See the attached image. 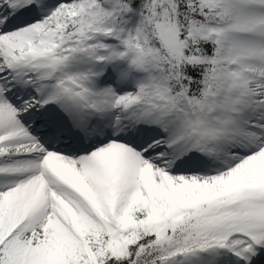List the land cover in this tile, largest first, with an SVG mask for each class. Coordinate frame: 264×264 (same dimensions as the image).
I'll use <instances>...</instances> for the list:
<instances>
[{
	"label": "snow or ice",
	"instance_id": "obj_1",
	"mask_svg": "<svg viewBox=\"0 0 264 264\" xmlns=\"http://www.w3.org/2000/svg\"><path fill=\"white\" fill-rule=\"evenodd\" d=\"M0 264H264V0H0Z\"/></svg>",
	"mask_w": 264,
	"mask_h": 264
}]
</instances>
